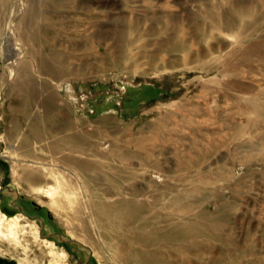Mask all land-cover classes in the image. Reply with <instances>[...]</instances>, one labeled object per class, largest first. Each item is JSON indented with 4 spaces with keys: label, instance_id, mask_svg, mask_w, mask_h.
Masks as SVG:
<instances>
[{
    "label": "rangeland",
    "instance_id": "374dc122",
    "mask_svg": "<svg viewBox=\"0 0 264 264\" xmlns=\"http://www.w3.org/2000/svg\"><path fill=\"white\" fill-rule=\"evenodd\" d=\"M92 199L264 264V0H0V264H116Z\"/></svg>",
    "mask_w": 264,
    "mask_h": 264
},
{
    "label": "bare ground",
    "instance_id": "6f19581e",
    "mask_svg": "<svg viewBox=\"0 0 264 264\" xmlns=\"http://www.w3.org/2000/svg\"><path fill=\"white\" fill-rule=\"evenodd\" d=\"M90 166L91 165L88 164L84 165L85 171H87V169ZM34 183L37 184L38 181L34 180ZM105 195L109 196L108 194ZM94 199H92V203H91L92 210H90L93 212L92 219H95L98 228L104 230L109 229L110 232H112V230L114 231L115 237L113 236L112 238L108 237L106 233H104V240L106 241L108 247L112 250L113 260L116 264H168L169 263L167 262V258H166L167 252L164 251L163 249H165V247H167L168 244H170L169 249H172V247L175 244L177 245V241L179 237H177L178 234L176 233L177 226H175L174 224H172L168 230H165V228L161 226L162 223H160L161 221L160 219L165 218V217H161V214L163 213L161 214L155 212L148 213V211L147 212L143 211L144 209H141L142 207L141 208L139 207L138 209L135 208L134 211L131 212L130 210L121 209L119 205L118 206L120 208H116L115 205L109 200H104V201H100V203H97ZM144 213H147V215L146 216L143 215ZM149 214H152L153 217L156 216L154 218L155 220L154 219L152 220L154 224L149 223V221L151 220L148 218ZM0 217H1L0 235L14 239L16 235L15 230L18 228L19 225L18 224L19 219L18 218L8 219L1 212H0ZM168 218H170V216H168ZM6 222L7 224H5ZM102 222L104 224H101ZM83 227H84V231L88 230V227L87 225H85V223ZM166 231L169 232V234H165L164 232ZM183 237L184 240H187L189 236L188 237L183 236ZM189 249L190 247L188 246V251ZM185 252L187 253V251Z\"/></svg>",
    "mask_w": 264,
    "mask_h": 264
},
{
    "label": "crops",
    "instance_id": "0c3cea01",
    "mask_svg": "<svg viewBox=\"0 0 264 264\" xmlns=\"http://www.w3.org/2000/svg\"><path fill=\"white\" fill-rule=\"evenodd\" d=\"M71 121H73L74 122V120H71ZM71 125H74V124H71ZM75 146H73V148H74ZM71 148V147H70ZM75 149V148H74ZM70 150V149H69ZM74 151H77V149H75Z\"/></svg>",
    "mask_w": 264,
    "mask_h": 264
}]
</instances>
